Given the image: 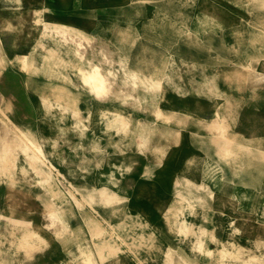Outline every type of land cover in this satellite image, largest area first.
Masks as SVG:
<instances>
[{
  "label": "rangeland",
  "instance_id": "obj_1",
  "mask_svg": "<svg viewBox=\"0 0 264 264\" xmlns=\"http://www.w3.org/2000/svg\"><path fill=\"white\" fill-rule=\"evenodd\" d=\"M51 23L84 33L82 67L110 72L104 95ZM262 63L264 0H0V264H229L206 254L219 243L264 258V86L245 73Z\"/></svg>",
  "mask_w": 264,
  "mask_h": 264
},
{
  "label": "bare ground",
  "instance_id": "obj_2",
  "mask_svg": "<svg viewBox=\"0 0 264 264\" xmlns=\"http://www.w3.org/2000/svg\"><path fill=\"white\" fill-rule=\"evenodd\" d=\"M39 21H40L39 19L36 20V22H39ZM44 29H48L49 32H51L54 35L58 36V38H59L58 41L59 42H64V41L68 40L69 42H71V43H73L75 45V47H74L72 52H73V56L76 58L77 62H73L72 66L75 68L76 74L78 75L79 80L81 81L83 86H85L88 89V91L90 93L94 94L95 96L104 95L105 91L107 90V88H108V86L110 84V81L108 79V76H109L110 72L109 73L108 72H104L99 65H97L95 63H90L89 61H87L88 65H87L86 68L82 67L81 63H82V60H83V52H81L80 47H81V41L86 39L84 33L81 30L73 29V28H71V27H69L67 25L59 24V23L44 24ZM220 40H221V38H220ZM219 48H221V45H220ZM44 50L46 52V56L45 57H53L56 60H58V58L56 56V54H57V50L56 49H53V48L48 49V48L44 47ZM109 56L110 55L107 54V53L106 54L105 53L102 54L103 60L105 62H108L109 64L117 62L115 60H111L109 58ZM18 57H19L18 55H15L13 60H16L17 63L18 62H23L24 64H26L25 65L26 67L28 66V64H32L33 63V59L29 55H22V59H19ZM83 61H85V60H83ZM118 63L120 65V68L123 71L124 78L127 79L132 85H134L136 80H137V76L135 75V73L133 71H131V70H128V69L124 70L123 60H119ZM245 73H246V75H247V77H248V79L250 81V85L253 88H261V87L264 86V63H262L261 69H256V68L252 67V68L246 69ZM112 75L114 77V74H112ZM165 75L167 76V74H164V79H165ZM242 77L243 76H241V78ZM241 78H239V79H241ZM141 83L143 85H145V86L147 85L148 87H152V88H156V89H158L159 86H160L159 80L154 81V80H151V79L146 78V77L143 79V82H141ZM58 88H61V86L58 85V84H52V85H50V87L47 86V95H45V98H43L44 101H45L44 104L46 106H49L50 103H51L50 101H47L48 97L50 95H53L55 89H58ZM67 100L68 99H65L66 102L62 103V105L64 107H66V108L69 107L67 105ZM79 111H80L79 108L77 110H72V115H73V117L75 119V121H74L75 127L79 126L80 123H81V117L79 116ZM4 124H6V123L4 122ZM13 128H14V131L17 134H19V136H20L19 141L26 144L25 148H24V152L30 151V153H31V155L28 154V158L31 159V161H30L31 164L35 163L34 167L32 166L33 167L32 169L34 170V172H36L40 176V183L43 184V186L45 187L46 190L51 192L52 196L57 197V199H61L63 193H61L56 188L55 184L51 180L50 173L47 172L46 170H42V169L38 168L37 165H36V160H38V161L40 160L39 162L41 164L42 163L44 164L45 159L43 161L42 156H39V148L36 147L37 142H36V139H35L33 133L31 131H29V130H23L20 127H18L17 125H13ZM143 131H144V126H142L141 129L138 131V133L141 134V135H139V137H141L143 135ZM140 145H142V143H140ZM203 188H205V187H203ZM185 191H186V189H185ZM194 200H195V198L193 199V201ZM210 204L211 203H209V205ZM203 213H205V211ZM201 216L204 217L205 215L203 216L201 214ZM200 223H201V221H200ZM202 224H203V222H202ZM181 225H182L181 228H185V229L187 228V227H183V224H181ZM94 230H95L94 232H96L99 229H94ZM199 231H200V235H204V234H206L207 230L202 228ZM207 233H208V231H207ZM26 239L30 240V238H26ZM26 239L23 238V240H26ZM21 243L24 244L25 242H21ZM213 252H215L216 255L219 254V253L223 254V256H224L223 260L224 259H228L229 264H264V258H259L258 256L254 255V254H247V253H245L243 247H240L239 245L237 246L234 243H229L227 245H225L223 243H219V244L216 245L215 250H211V249H207L206 250V254L207 255H209V254H211Z\"/></svg>",
  "mask_w": 264,
  "mask_h": 264
}]
</instances>
